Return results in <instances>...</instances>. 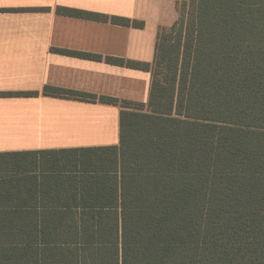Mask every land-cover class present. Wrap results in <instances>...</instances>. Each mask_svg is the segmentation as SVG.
I'll return each mask as SVG.
<instances>
[{"label":"trees","instance_id":"1","mask_svg":"<svg viewBox=\"0 0 264 264\" xmlns=\"http://www.w3.org/2000/svg\"><path fill=\"white\" fill-rule=\"evenodd\" d=\"M175 8L152 63L107 58L150 72L147 103L44 87L120 106L118 145L84 148L75 167L51 169L72 172L68 188L93 196L85 205L98 221L79 241L68 231L30 235L77 241L81 264H264V0Z\"/></svg>","mask_w":264,"mask_h":264},{"label":"crops","instance_id":"2","mask_svg":"<svg viewBox=\"0 0 264 264\" xmlns=\"http://www.w3.org/2000/svg\"><path fill=\"white\" fill-rule=\"evenodd\" d=\"M175 1L0 0V93L38 92L0 95V264H81L78 232L99 209L68 188L72 172L51 169L71 159L75 167L84 148L118 145L120 106L44 95V87L147 103L150 72L107 58L152 63ZM40 231L75 232L68 239L77 241H35Z\"/></svg>","mask_w":264,"mask_h":264},{"label":"rangeland","instance_id":"3","mask_svg":"<svg viewBox=\"0 0 264 264\" xmlns=\"http://www.w3.org/2000/svg\"><path fill=\"white\" fill-rule=\"evenodd\" d=\"M183 1H184V0H176V1H175V5H176V3H178L179 6H180V4H181Z\"/></svg>","mask_w":264,"mask_h":264}]
</instances>
